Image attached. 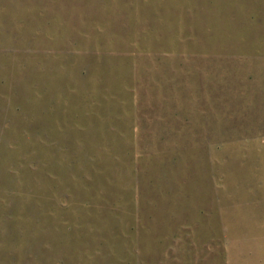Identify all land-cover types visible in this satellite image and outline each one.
Masks as SVG:
<instances>
[{
  "label": "rangeland",
  "instance_id": "1",
  "mask_svg": "<svg viewBox=\"0 0 264 264\" xmlns=\"http://www.w3.org/2000/svg\"><path fill=\"white\" fill-rule=\"evenodd\" d=\"M0 264H264V0H0Z\"/></svg>",
  "mask_w": 264,
  "mask_h": 264
}]
</instances>
